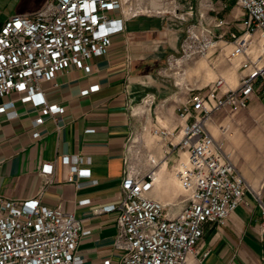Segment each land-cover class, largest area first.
Returning a JSON list of instances; mask_svg holds the SVG:
<instances>
[{
    "label": "built area",
    "instance_id": "2783aa9c",
    "mask_svg": "<svg viewBox=\"0 0 264 264\" xmlns=\"http://www.w3.org/2000/svg\"><path fill=\"white\" fill-rule=\"evenodd\" d=\"M234 1L246 15L239 31L211 15L216 11L213 0H47L38 10L17 13L0 23V100L7 99L0 104V114L16 118L17 101L38 104L41 117L35 120L36 127L46 117L58 121L65 114L64 107L48 101L42 84L71 68L90 72L89 61L108 52L113 35L127 22L161 18L184 34L179 52L158 71L185 92L176 102L177 123L162 125L164 103L160 105L153 95L143 100L142 112L148 115L128 138L119 199L95 210L116 215L119 264H191L200 253L204 226H226L239 206L248 205L250 186L225 140L211 130L217 115L247 109L256 82L264 78V0ZM212 56L238 68L237 87H230L224 78L203 87L190 85L189 67ZM97 90L91 86L82 94ZM159 148L163 158L156 162ZM58 162H44L40 168L36 197L0 198V264H83L77 248L91 231L61 203L53 208L42 203L57 181ZM60 162L68 167L65 181L82 188L75 177L90 176L92 159L65 155ZM163 164L175 169L184 192L180 203L165 204L152 195ZM253 195L264 215V190ZM90 204V199L78 202Z\"/></svg>",
    "mask_w": 264,
    "mask_h": 264
},
{
    "label": "crops",
    "instance_id": "0c3cea01",
    "mask_svg": "<svg viewBox=\"0 0 264 264\" xmlns=\"http://www.w3.org/2000/svg\"><path fill=\"white\" fill-rule=\"evenodd\" d=\"M46 1L35 3L30 12L40 9ZM183 35L161 18L133 19L113 35L107 53L89 61L90 72L71 68L54 81L42 84L48 101L65 108L58 121L46 117L44 124L36 127L34 122L41 114L35 103L17 101L16 118L0 114V198L36 197L41 189L40 168L44 162L59 160L57 181L45 192L42 203L51 208L61 203L66 213H74L91 231L81 238L77 248L83 264L120 263L121 254L114 246L116 215L97 214L95 210L119 199L128 138L148 115L142 112L143 100L153 95L160 105L164 103V115L159 117L162 125L173 127L177 123L176 102L185 92L178 91L173 78H163L158 71L167 66L170 55L179 52ZM204 59L209 64L203 65L198 59L189 67L193 74L190 85L203 87L218 78H224L232 88L239 85L236 66L216 56ZM91 86H98V90L83 95ZM254 88L247 109L235 115H217L211 130L217 129V134H213L225 140L227 151L250 190L259 193L264 190V78ZM6 100H0V104ZM150 116L155 119L153 110ZM35 133L40 134L38 139L34 138ZM65 155L92 159L88 166L90 176L81 180L75 177L82 183L80 189L65 181L68 167L60 162ZM164 176L176 178L177 186L166 180L153 195L163 203H180L179 196L184 192L175 169L161 168L159 181ZM252 191L246 194L248 205L239 206L226 226H204L200 255L191 264H264V218ZM170 192L171 196L164 199ZM84 199H90L91 204L79 206L78 202Z\"/></svg>",
    "mask_w": 264,
    "mask_h": 264
},
{
    "label": "rangeland",
    "instance_id": "374dc122",
    "mask_svg": "<svg viewBox=\"0 0 264 264\" xmlns=\"http://www.w3.org/2000/svg\"><path fill=\"white\" fill-rule=\"evenodd\" d=\"M41 1L42 0H0V23L5 22L6 20H8L9 18H11L12 16H14L15 14H17L19 12H22V11L30 12L31 9L34 8V4L35 3L38 4ZM213 1L216 3V11L211 15L217 16L219 18V20H226L227 23H229V25H228L229 28L234 29L235 31H237V30L239 31L240 30L239 27L242 24L243 20L246 18V15L239 9V7L236 5V2L234 0H227V1L226 0H213ZM200 63L203 65L206 63L209 64L208 60H206V59H202ZM209 67H211V66L209 65ZM192 75L193 74H191V72H188V81L189 82H191L190 79H191ZM213 80H209L208 82H211ZM208 82H206V83H208ZM216 130H217L216 128L213 129V132L215 134H217ZM163 168L164 169L169 168L170 171L173 170L171 167V164L169 167H167L165 165ZM174 179H176V178H174ZM174 179L173 178L168 179V178H166V176H164V178L161 177V179L158 183V186L165 184L166 180H169L170 183L177 186V182ZM250 191H252V190H249V192ZM166 194H165V196H163L164 199H167L171 196V192L168 193L167 195ZM182 196L183 195L179 196V200L182 199ZM257 206H258V204H257ZM258 208H259V206H258ZM260 212H261L262 217L264 218V215H263L261 209H260ZM262 229L264 230L263 226H262ZM203 237H204V234H203L201 241H200V244H199V248H198L199 250H201V246L203 243ZM199 255L200 254H198V256Z\"/></svg>",
    "mask_w": 264,
    "mask_h": 264
},
{
    "label": "bare ground",
    "instance_id": "6f19581e",
    "mask_svg": "<svg viewBox=\"0 0 264 264\" xmlns=\"http://www.w3.org/2000/svg\"><path fill=\"white\" fill-rule=\"evenodd\" d=\"M169 73V72H168ZM151 143V142H150ZM163 158V154H162V149L161 148H159L158 150H157V155H155V161L156 162H158L159 160H161ZM165 166V164H163L162 165V167L161 168H163ZM160 168V169H161ZM159 174H160V170L156 173V181H155V189H154V191H153V193L155 192V190H156V188H157V186H158V183H159ZM153 193H152V195H153ZM153 197L155 198V196L153 195ZM156 199V198H155ZM158 200V199H157ZM160 201V200H159ZM160 202H162V201H160ZM163 203V202H162ZM166 204V203H165Z\"/></svg>",
    "mask_w": 264,
    "mask_h": 264
}]
</instances>
